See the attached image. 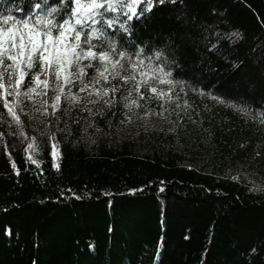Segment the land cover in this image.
<instances>
[{"label": "trees", "instance_id": "trees-1", "mask_svg": "<svg viewBox=\"0 0 264 264\" xmlns=\"http://www.w3.org/2000/svg\"><path fill=\"white\" fill-rule=\"evenodd\" d=\"M6 7L22 18L30 5ZM137 7L126 23L108 11L119 20L106 31L143 57L160 51L183 83L131 110L127 85L111 107L88 104L95 115L64 101L52 112L41 86L19 125L3 111L0 264H264V0Z\"/></svg>", "mask_w": 264, "mask_h": 264}, {"label": "snow or ice", "instance_id": "snow-or-ice-1", "mask_svg": "<svg viewBox=\"0 0 264 264\" xmlns=\"http://www.w3.org/2000/svg\"><path fill=\"white\" fill-rule=\"evenodd\" d=\"M29 5V13L22 18L14 16L11 7H6L5 13L0 14V120L5 119L3 111H6L10 118L8 122L15 121L19 125V113L25 110L22 97L31 100L30 93L41 86L51 90L52 112L61 108V101H64L73 106L82 104L90 115H95L88 104L100 101L111 107L117 102V92L127 85L132 86L128 89L129 94L127 97L121 95L120 99L126 101L124 107L131 110L133 105L139 107V99L150 98L146 93L172 99L159 85L167 84L168 92H172L174 85L183 83L172 78L171 66L166 59H158L162 55L160 51H156L155 56L143 57L137 46L130 52L105 29V25L107 29L113 28L119 20L118 17L107 19L108 11L122 12L130 21L138 12L137 5L150 11L153 0H29ZM119 29L128 31L124 23H119ZM42 74L44 79H40ZM25 77H31V80L27 81ZM116 81H123V84ZM25 84H29L27 90ZM73 87L77 91L73 92ZM132 92L137 94L136 99L131 98ZM38 94L46 96L48 93ZM8 96L13 99L8 100ZM240 110L245 115L250 111L247 108ZM43 111L47 112L48 108ZM258 118L264 122V116ZM28 148L35 150V137ZM50 155L52 166L58 167L55 144L51 145ZM32 162L39 165L35 159ZM12 167L15 169V164ZM254 188L264 191L261 185H254Z\"/></svg>", "mask_w": 264, "mask_h": 264}, {"label": "rangeland", "instance_id": "rangeland-1", "mask_svg": "<svg viewBox=\"0 0 264 264\" xmlns=\"http://www.w3.org/2000/svg\"><path fill=\"white\" fill-rule=\"evenodd\" d=\"M138 6V5H137ZM113 15H115V16H117V15H121V16H123L124 17V23H126L127 21H129L127 18H126V16L124 15V13H119V11L117 12V13H112ZM134 17H136L135 16V14H134ZM45 77L43 76V74L40 76V79H44ZM30 95H31V97L32 98H34V99H38V97H39V94H38V92L37 91H35V92H32V93H30ZM8 98H10V96H8ZM51 110V109H50Z\"/></svg>", "mask_w": 264, "mask_h": 264}]
</instances>
